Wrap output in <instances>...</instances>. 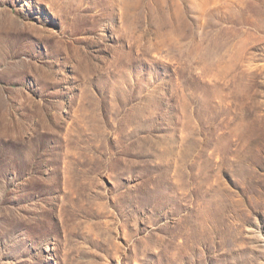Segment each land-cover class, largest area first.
I'll return each mask as SVG.
<instances>
[{
    "label": "rangeland",
    "instance_id": "374dc122",
    "mask_svg": "<svg viewBox=\"0 0 264 264\" xmlns=\"http://www.w3.org/2000/svg\"><path fill=\"white\" fill-rule=\"evenodd\" d=\"M0 264H264V0H0Z\"/></svg>",
    "mask_w": 264,
    "mask_h": 264
}]
</instances>
